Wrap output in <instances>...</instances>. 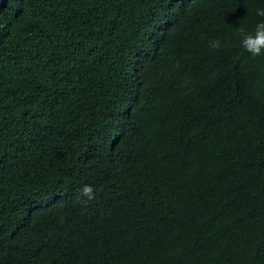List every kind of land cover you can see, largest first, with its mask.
Instances as JSON below:
<instances>
[{
	"label": "trees",
	"instance_id": "1",
	"mask_svg": "<svg viewBox=\"0 0 264 264\" xmlns=\"http://www.w3.org/2000/svg\"><path fill=\"white\" fill-rule=\"evenodd\" d=\"M257 8L0 0V264H264Z\"/></svg>",
	"mask_w": 264,
	"mask_h": 264
},
{
	"label": "clouds",
	"instance_id": "2",
	"mask_svg": "<svg viewBox=\"0 0 264 264\" xmlns=\"http://www.w3.org/2000/svg\"><path fill=\"white\" fill-rule=\"evenodd\" d=\"M256 15L264 17V8H257ZM240 46L241 48L250 53L252 56H259L264 54V19H260L251 31L239 29ZM210 48H217L220 46L219 40H209ZM80 197L87 198L83 200L84 203L94 198V188L90 184H84L79 189Z\"/></svg>",
	"mask_w": 264,
	"mask_h": 264
}]
</instances>
